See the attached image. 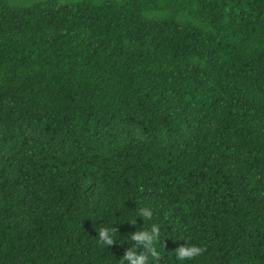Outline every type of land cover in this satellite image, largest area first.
<instances>
[{
    "label": "trees",
    "instance_id": "obj_1",
    "mask_svg": "<svg viewBox=\"0 0 264 264\" xmlns=\"http://www.w3.org/2000/svg\"><path fill=\"white\" fill-rule=\"evenodd\" d=\"M152 223L149 264H264V0H0V264Z\"/></svg>",
    "mask_w": 264,
    "mask_h": 264
},
{
    "label": "clouds",
    "instance_id": "obj_2",
    "mask_svg": "<svg viewBox=\"0 0 264 264\" xmlns=\"http://www.w3.org/2000/svg\"><path fill=\"white\" fill-rule=\"evenodd\" d=\"M144 218H151L153 212L148 207H141L138 211V215ZM129 223H135V221L129 220ZM160 227L156 223H152L150 228L142 227L131 233V239L137 241L144 246V251L137 252L135 246L129 248L123 256L120 258V264H149V255L152 258L159 257L160 253L156 249V242L159 237ZM115 227L101 225L97 229V239L106 245L112 244L115 240ZM185 244L178 246L175 250V256L178 261L184 259H190L199 256L203 252V248L196 244L189 243L186 239Z\"/></svg>",
    "mask_w": 264,
    "mask_h": 264
}]
</instances>
